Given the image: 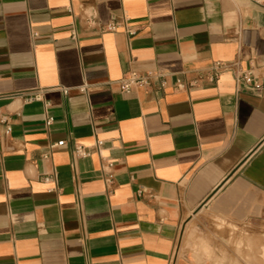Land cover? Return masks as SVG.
<instances>
[{
    "label": "crops",
    "instance_id": "crops-1",
    "mask_svg": "<svg viewBox=\"0 0 264 264\" xmlns=\"http://www.w3.org/2000/svg\"><path fill=\"white\" fill-rule=\"evenodd\" d=\"M214 62L264 82V0H0V264H197L198 212L264 218V95L175 90ZM133 71L166 89L121 94Z\"/></svg>",
    "mask_w": 264,
    "mask_h": 264
},
{
    "label": "rangeland",
    "instance_id": "rangeland-1",
    "mask_svg": "<svg viewBox=\"0 0 264 264\" xmlns=\"http://www.w3.org/2000/svg\"><path fill=\"white\" fill-rule=\"evenodd\" d=\"M180 247L197 264H264V218L239 224L198 212Z\"/></svg>",
    "mask_w": 264,
    "mask_h": 264
},
{
    "label": "built area",
    "instance_id": "built-area-1",
    "mask_svg": "<svg viewBox=\"0 0 264 264\" xmlns=\"http://www.w3.org/2000/svg\"><path fill=\"white\" fill-rule=\"evenodd\" d=\"M105 29L110 32H116L118 30V24L110 23L105 26ZM134 31L129 30V35H134ZM233 71L234 72V81L237 87H243L251 92H254L258 95H264V82L256 78L253 72L250 70L244 71L240 68L238 62L234 63H224V62H214L210 69L204 74H201L195 80L190 82H182L178 81L177 86L175 88L176 91H187L191 88H195L199 83L202 82H213L226 72ZM119 85V89L121 94L129 95L135 90H160L163 91L167 87V76L159 71H150V72H129L123 76V78L117 83ZM84 92L85 89H82ZM64 93H67L64 91ZM39 96H34L29 99V101H39ZM6 125L5 130H0V137L2 136H10L12 133V126L8 122V120L0 121V124ZM52 124V119H48L46 122L47 126ZM65 142H59L51 146V148L63 147ZM74 160H85L91 156L89 150L82 146H76L72 152ZM103 169L107 174L105 179L108 191L112 190L113 186V178H112V170L113 164L109 162L107 159L102 160ZM47 180V179H46ZM139 196H145L143 191L139 192Z\"/></svg>",
    "mask_w": 264,
    "mask_h": 264
}]
</instances>
